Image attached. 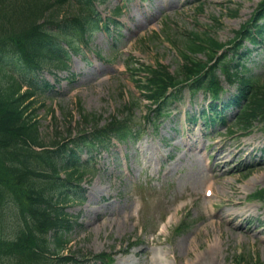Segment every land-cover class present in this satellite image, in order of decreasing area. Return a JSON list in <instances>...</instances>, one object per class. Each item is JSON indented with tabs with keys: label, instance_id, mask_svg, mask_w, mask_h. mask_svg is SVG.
<instances>
[{
	"label": "rangeland",
	"instance_id": "374dc122",
	"mask_svg": "<svg viewBox=\"0 0 264 264\" xmlns=\"http://www.w3.org/2000/svg\"><path fill=\"white\" fill-rule=\"evenodd\" d=\"M261 1L100 3L99 11L107 17L116 7H124L119 28L96 32L87 53L73 56L70 72L37 74L50 84L35 100L43 142L50 146L57 136L60 141L78 131L77 102L104 124L111 116L127 115L128 102L135 100L140 106L131 114L138 123L144 122L149 104L136 98L142 96L136 83L141 76L134 77L127 70L128 62L137 69L140 64L160 61L177 73L181 48L190 33L209 34L228 43ZM69 9L77 10V6ZM247 48L246 66L264 82V45L246 43L242 51ZM221 78L227 89L225 98L237 92ZM208 105L203 93L193 96L185 89L182 100L169 106L172 118L160 128L148 123L139 140L113 141L107 150H97L96 176L82 185L85 201L66 207L78 225L69 232L64 252H76L79 264H94L87 258L102 252L114 254L115 264H249V255L254 262H264V204L250 201L253 193L264 188V132L256 125L249 135L232 136L225 127L211 132L200 118L197 122L189 119L193 114L197 118ZM228 112L233 120L235 111ZM193 138L199 150L196 143L193 151L182 145ZM82 155L86 159L89 153ZM209 185L216 192L213 197L205 193ZM237 209L248 213L217 218ZM137 240L140 243L129 248L130 241Z\"/></svg>",
	"mask_w": 264,
	"mask_h": 264
},
{
	"label": "trees",
	"instance_id": "16d2710c",
	"mask_svg": "<svg viewBox=\"0 0 264 264\" xmlns=\"http://www.w3.org/2000/svg\"><path fill=\"white\" fill-rule=\"evenodd\" d=\"M72 1L77 10L69 9ZM97 1L0 0V264H78L77 253H62L69 243L68 231L76 224L65 209L70 203L84 200L79 197L81 183L89 174H95L96 169L91 164L92 158L84 164L76 151L106 146L110 136L122 141L134 137L131 116L123 120L113 118L99 127L100 120L87 113L80 102L82 124L78 126L84 131L78 129L60 141L57 136L50 146L43 142L39 132L38 109L33 98L47 90L49 84L34 76L43 70H68L72 54L83 53L81 45L87 46L100 28ZM256 9L250 23L242 27L236 38L249 39L247 31L251 23L264 37V23L257 25L264 17V1ZM185 46V62L177 75H172L163 64L134 70L149 73L147 79L140 80L139 88L151 104L161 106L154 110L156 117L150 118L156 123L164 116L163 101L170 98V88L178 87L182 93V87L189 84L194 93L203 89L219 99L223 91L217 74L220 68L226 80L239 89L224 104L225 108L231 105L238 108L234 126L241 131L249 130L258 121L264 130L262 79L249 74L243 64L232 65L234 57L218 55L224 44L209 34L200 36L194 32ZM197 54L208 56L214 63L195 60ZM14 61L19 72L32 75L28 80L23 76L22 81L14 76L16 72L9 71L5 63ZM23 85L29 87L27 91ZM131 105L139 106L136 102ZM218 107L212 105L211 123L224 113ZM88 125L92 132H87ZM256 196L264 201V191ZM95 257L108 260L105 254ZM111 263L109 258L106 264Z\"/></svg>",
	"mask_w": 264,
	"mask_h": 264
},
{
	"label": "bare ground",
	"instance_id": "6f19581e",
	"mask_svg": "<svg viewBox=\"0 0 264 264\" xmlns=\"http://www.w3.org/2000/svg\"><path fill=\"white\" fill-rule=\"evenodd\" d=\"M138 10L140 11L141 14L143 13L140 10V8H138ZM263 15H264V13H263ZM192 140H193V141H191L192 143L190 141H188V143H185V142L182 141V145L183 146L185 145L189 150H192L193 151V149H194L193 146L196 143V148H197V150H199L200 145L197 143V140L195 138H193ZM218 158H219V156H218ZM219 159L223 160L225 158L223 157V158H219ZM205 192H206V190H205ZM214 193H216V192H214ZM246 213H248V211H239L237 209L235 212H228V213L225 212L224 215H220V216L217 215V218L220 219V220H225V218H228V217H234V218H236L237 216H242V215H245ZM218 242H219L220 245H223V243H224L223 239H220V238L218 239Z\"/></svg>",
	"mask_w": 264,
	"mask_h": 264
}]
</instances>
